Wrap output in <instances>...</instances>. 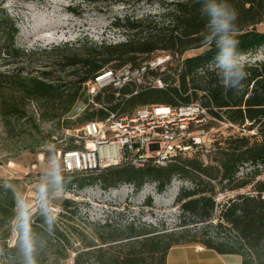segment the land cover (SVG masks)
Segmentation results:
<instances>
[{
  "label": "trees",
  "instance_id": "trees-1",
  "mask_svg": "<svg viewBox=\"0 0 264 264\" xmlns=\"http://www.w3.org/2000/svg\"><path fill=\"white\" fill-rule=\"evenodd\" d=\"M111 0H101V2ZM114 4L122 1L115 0ZM159 7L156 14H128L116 19L112 26L125 32V40L117 44L78 42L53 47L42 54L50 64L35 69L23 59L30 57L15 45L17 31L14 22L0 14V124L11 129L18 123L39 132L41 124L67 121L75 106L83 101L89 112L82 118V128L92 122H102L106 114L94 107L104 103L118 115H130L135 109H178L199 103L218 122L237 127L238 135L214 141L210 160L204 166L198 159L176 157L165 168L148 166L136 170L128 166L109 168L97 173H59L50 175L38 186H47V200L61 189L81 191L99 186L102 190L129 185L138 193L153 184L162 193L176 180L181 182L174 204L182 220L187 217L194 225L216 221L215 229H224L230 237L223 240L204 238L199 231H189L183 221L180 233L157 231L130 225L123 231L104 225L110 231L99 236L100 246L87 244V251L75 252L72 264H166L169 251L177 246L198 245L218 256H237L241 264H264V60H245L247 78L241 91L227 90L219 66L213 59L215 48L208 43V29L200 14L197 0H147ZM237 10V39L243 56H256L264 49V0H230ZM214 44V42H213ZM211 49V50H210ZM200 51L186 57L190 52ZM168 56L162 73H153L164 84L162 89L147 88L129 99L114 100L113 91L90 102L83 86L93 82L107 70L125 66L137 67L144 61ZM68 79V81L65 79ZM129 92L122 91V95ZM34 104V113L30 105ZM30 113L28 118L27 114ZM29 120V122H28ZM38 121V122H37ZM212 124L211 126H215ZM79 128V129H80ZM220 136V135H219ZM36 141V139H35ZM32 142L31 147L50 144ZM71 146L65 152L77 151ZM48 157V153H43ZM251 170L240 175L241 170ZM59 178V179H58ZM8 181L0 180V244L15 234L14 246L8 248L13 264H25L22 251L21 219L16 220L17 199ZM183 183L190 184L186 189ZM218 189V192H217ZM216 202L217 194L237 193ZM64 201L62 211L52 227L45 222L42 206L28 217L26 223L34 247L36 264H60L68 259L65 233L60 229L68 221ZM145 207L151 206L146 199ZM66 219V220H65ZM15 223V226H12ZM112 228V229H111Z\"/></svg>",
  "mask_w": 264,
  "mask_h": 264
},
{
  "label": "rangeland",
  "instance_id": "rangeland-1",
  "mask_svg": "<svg viewBox=\"0 0 264 264\" xmlns=\"http://www.w3.org/2000/svg\"><path fill=\"white\" fill-rule=\"evenodd\" d=\"M101 2V0H0V14H4L15 24L17 31L15 45L30 57L23 59L32 68L40 69L50 64L51 59L42 54L53 47L65 44L74 45L78 42L117 44L125 40V32L116 30L112 22L122 19L128 14H156L159 7L150 6L147 0H119L120 4ZM258 32H264V25L256 27ZM200 51L187 53L189 57ZM264 60V49L256 56H244L245 60ZM1 62V59H0ZM64 77L66 74H63ZM65 79L68 81L70 78ZM34 104L30 105L36 119ZM89 108L80 101L69 114L67 121L57 124H41L39 132L27 125L18 123L11 129H5L0 124V180L8 181L13 188L16 199V220L21 219L22 209L27 217L41 205L43 198H37L40 183L61 169L58 154L71 146H79L75 138L76 131L82 126V118ZM30 113L27 114L28 118ZM29 122V120H28ZM38 122V121H37ZM237 127H226L219 123L211 129L213 142L238 135ZM220 135V136H219ZM51 143L41 148L33 149L32 142L45 143L48 137ZM36 139V141H35ZM48 153V157L43 153ZM251 169L241 170L244 175ZM181 182L173 180L162 193L157 192L155 185L147 184L138 193L131 186L121 185L116 189L102 190L99 186L86 187L78 190H58L53 197L46 200L47 205H53L56 210L54 217L61 213L64 201L71 204L67 209L68 221L59 224L65 233L68 245V259L60 260V264H72L75 252L87 251V244L100 246L99 236L113 229L123 231L130 225L147 227L157 231L180 233V225L187 223L189 231H199L204 238L223 240L228 237L224 229H215L216 221L203 225H194L187 217L180 215L178 206L174 204ZM184 188L191 185L183 183ZM237 193L217 194L216 202L222 203L225 197H234ZM218 192V189H217ZM146 199L151 201L150 207H145ZM66 220V219H65ZM12 226H15L13 223ZM111 228V229H112ZM16 237V236H15ZM13 235L7 241L8 246L0 244V264H13L8 248L14 246ZM228 261L213 252L198 245L173 247L167 256L166 264H223Z\"/></svg>",
  "mask_w": 264,
  "mask_h": 264
},
{
  "label": "built area",
  "instance_id": "built-area-1",
  "mask_svg": "<svg viewBox=\"0 0 264 264\" xmlns=\"http://www.w3.org/2000/svg\"><path fill=\"white\" fill-rule=\"evenodd\" d=\"M170 60L164 56L155 61H144L137 67L107 70L83 88L90 102L97 96L103 99L109 91H113L116 101L127 100L147 88L162 89L163 82L152 74L162 73ZM126 89L129 92L122 95ZM94 107L106 114L105 120L88 123L76 131L75 138L81 149L59 153L61 169L55 174H91L120 166L136 170L148 166L165 168L176 157L198 159L207 166L213 146L211 129L214 126L211 125L224 123L213 119L199 103L178 109L143 107L124 116L110 111L103 102ZM224 125L233 128L230 124ZM36 196L43 198L38 192ZM47 206L54 216L55 207ZM15 236L13 234L14 242Z\"/></svg>",
  "mask_w": 264,
  "mask_h": 264
},
{
  "label": "clouds",
  "instance_id": "clouds-1",
  "mask_svg": "<svg viewBox=\"0 0 264 264\" xmlns=\"http://www.w3.org/2000/svg\"><path fill=\"white\" fill-rule=\"evenodd\" d=\"M197 3L200 4V14L205 19V28L209 32L208 43L215 48L213 59L219 66L223 81L222 87L239 92L244 87L243 81L247 78V71L237 39V10L230 3V0H197ZM40 191L43 196L41 206L45 222L49 227H52L55 223V217L51 214L46 203L47 186H42ZM20 218V228L23 234L21 246L25 264H36L34 247L26 223L28 217L23 209Z\"/></svg>",
  "mask_w": 264,
  "mask_h": 264
},
{
  "label": "crops",
  "instance_id": "crops-1",
  "mask_svg": "<svg viewBox=\"0 0 264 264\" xmlns=\"http://www.w3.org/2000/svg\"><path fill=\"white\" fill-rule=\"evenodd\" d=\"M220 257L222 258L227 257L228 261L222 262L223 264H241L242 263V259L237 256H220Z\"/></svg>",
  "mask_w": 264,
  "mask_h": 264
}]
</instances>
